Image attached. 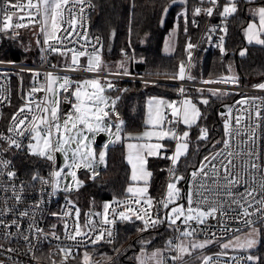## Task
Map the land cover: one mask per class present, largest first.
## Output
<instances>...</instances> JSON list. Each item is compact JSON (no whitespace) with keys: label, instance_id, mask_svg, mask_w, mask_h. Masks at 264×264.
<instances>
[{"label":"snow or ice","instance_id":"6c2138e0","mask_svg":"<svg viewBox=\"0 0 264 264\" xmlns=\"http://www.w3.org/2000/svg\"><path fill=\"white\" fill-rule=\"evenodd\" d=\"M87 0H17L16 3H12L11 0H5L3 6H0V34H8L12 32L13 37L18 36L19 33L16 29L27 28L33 26L36 23V17L42 19L40 31L44 35L43 43L47 45V49L42 51H49L57 53L61 56L70 55V63L66 65V71H86L89 73H99L103 67V60L100 55L99 49L93 46L91 53L85 50H77L75 48H67L66 42H72L71 37L79 36L81 39L87 40L86 32L81 34L77 31L79 26H82L84 19V10ZM204 0H201L203 3ZM212 5L211 7L202 8L195 7L192 10L193 17L199 16L204 13L207 16H212L216 12L217 8L222 7V10L218 12V15L224 18L226 21L229 17L233 16L238 11L239 0H226L221 6L219 0H207ZM250 2V0H249ZM175 3V0H173ZM78 9V11H77ZM167 12V8L164 9ZM66 12L69 14V18L65 19ZM253 15L257 16L258 23L251 21L244 28V33L249 44L256 43L264 45V6L259 7L253 11ZM27 19V23L24 20ZM185 28L187 32V10L184 14ZM195 24V19L192 20ZM68 24L69 27L65 28L64 25ZM217 31L216 27L210 28L209 32ZM225 35L227 34V27L220 28ZM211 40V35L208 36ZM221 43L218 44L221 52H224L223 40L224 36L219 37ZM39 44L40 41L38 40ZM78 43V41H77ZM57 45H64L58 47ZM196 47L191 40L186 44V51L188 52L189 60L191 59V50ZM246 49L241 50L240 55L244 56ZM127 56V54H124ZM81 58L87 59V64H81ZM31 71V70H30ZM34 77H38L41 74L36 72ZM46 75L45 85L40 87H33L24 99L23 105L11 116L7 133H0V141L7 144V148H0V153L16 150H27L29 155L37 156L46 159L49 162L55 164L56 154L63 153L64 165L63 167L56 168L51 176L54 182V190L59 187L60 180L65 175L71 176L72 183L68 184L65 191H70L73 185L76 189H79L83 183L77 178V169L85 168L91 170V178L95 179L99 173L95 170L97 165L106 166L107 148L109 144L121 142L123 139L129 141H136L135 143H127V154L125 159L128 164L131 165V183L125 189L128 196L124 200L113 199L111 202L103 204V213H89L86 216H101L102 220L99 222L101 227L97 230V224L92 219H86L83 226L80 224V210L77 208L74 213L75 224L72 228L71 234H67L66 238L76 241L78 237H86L88 233L83 231L84 228L89 229L90 232H95L94 238L90 239V243L96 245L102 241L111 244L114 242V236L111 226L115 224L116 219L122 221H131L133 218L142 222L143 227L138 228V232L148 231L150 228L154 229L158 225L167 223L170 229L179 232L177 237L178 243H174L171 239L167 241L170 250H174L177 254L172 256L173 261L182 260L185 255H191L192 250L204 249L207 245L214 242V239L204 240L202 242H190L186 244L183 238H192L198 234V229L207 223L209 217L216 218L219 215L221 218L228 215V210L237 212V218H250L253 215H258V218L264 222V165L256 162L259 159L256 153L249 152V158L251 163L248 165L253 170H260L261 183L259 190L255 187V179L253 176V186L245 188V191L239 195V198L234 193V188L241 184V180L238 176L234 175L229 166L233 164L232 160L228 161V164H221L225 173L224 179L226 183L215 190L209 189L204 183H200L199 187L193 190L191 187L185 196H182L181 188L178 187L179 181L184 177L177 175V166L182 157L188 154L190 141L189 131H184L182 134H178L175 130L176 124H183L188 128L197 124V121L201 118L202 114L197 105L190 99L185 98L180 101L179 104L176 101H167L164 99H157L155 97L148 100L147 119L145 124L147 129L139 135H133L127 133L122 136L124 121L119 119V113L116 111V105L119 96L114 99L105 95L106 88L112 89L114 87L113 82L107 78L103 80L97 76L90 79H85L80 82H74L68 76L63 77V82L60 83V77L57 74L48 72ZM115 76H127L130 75L129 71L125 67V61H120L117 64V71L110 73ZM171 79L184 81L185 79L193 80L194 77L186 75L185 64L180 62L178 71L173 74ZM238 77H222L218 80H205L203 83H235L238 84ZM148 83L147 81L145 82ZM256 87L264 89V84H259ZM69 91L70 89H73ZM185 88L181 87L179 92L184 94ZM198 91H203L198 89ZM213 95H226L227 93H221L219 89H209ZM38 92H44L46 95L40 102H35V94ZM62 93H67L68 96L74 97V101L67 100L71 104V110L63 114L61 118L60 105L63 102L59 97ZM67 99V98H66ZM249 101L247 98L237 101L238 104H247ZM201 103L207 105L209 101L202 99ZM233 109L228 108L227 113H221L224 119V132L226 137H232L234 132V125L239 126L242 122L241 116H232ZM30 113L31 115H25ZM170 114V116H169ZM22 117V118H21ZM255 117L264 119V114L259 110L255 111ZM115 118V122L113 121ZM234 122V124H233ZM171 125V127H169ZM259 127V125H257ZM115 129V131H113ZM89 134L95 137L99 133H107L109 141L103 146V150L99 153L96 152L92 146L93 141L89 139ZM239 135V132H236ZM28 139V143L25 145L23 139ZM166 138L176 141L175 149L172 154L166 155L165 145L161 143ZM208 138V129L200 128V136L198 139L206 140ZM256 132L252 130L249 139L255 142ZM155 140L156 142H153ZM142 141V142H141ZM222 143L227 148L230 144L229 139H224ZM75 144V147L72 145ZM224 153V149L220 152L212 155L211 159L214 161L217 157ZM70 154V155H69ZM232 155L231 152L228 153ZM149 157H161L168 159L171 162V166L168 169L169 182L166 185L164 196L155 201L148 194L149 193V181L153 173L148 170V158ZM256 157V159H252ZM209 157L206 156L200 162V166L194 169L190 175L195 181L197 178L209 177V172L206 170L209 164ZM11 165V161L0 158V176H7L12 179L16 176L15 171H6ZM213 175H218L216 165L211 164ZM32 181L39 180L41 184H48V180L35 174L32 176ZM213 183H216L213 180ZM25 185L21 184L20 191L22 192ZM14 198L17 202L21 200V195L16 192L15 186H12ZM203 189V192L200 191ZM7 191V188L4 189ZM223 190L228 199L220 202L217 199H209L204 193L215 191L217 194ZM194 196L196 199H194ZM259 197V198H257ZM185 200V203H180L181 200ZM115 204L117 207H113ZM233 205L235 207H233ZM121 206H123L121 208ZM118 209H120L118 211ZM160 209L165 210L161 213ZM254 209V211H250ZM6 212H10L11 209H6ZM28 213H21L22 216H26ZM65 215L71 213L65 212ZM53 215H56L53 213ZM110 216L112 218H110ZM180 222L178 224L177 222ZM3 221H0L2 224ZM246 223L251 227V231L248 233L247 238L240 242V238L236 237V242L228 241L222 245V248L228 249L230 247L254 248L257 244V236L260 235V229L256 228L255 221L252 219H246ZM13 225L16 224L14 220ZM181 224L184 226L181 228ZM193 224L196 226L193 227ZM18 227V225H17ZM55 227V226H53ZM65 229L67 231L68 225L65 223ZM202 230V229H201ZM37 233L42 232L41 229L36 228ZM54 235V233H53ZM215 237V234H211ZM26 241L29 240L28 236H25ZM57 239H59L57 237ZM143 243H151L146 241ZM2 247V246H0ZM168 250V249H166ZM12 251V249H9ZM119 251V250H117ZM61 254L60 264H68L69 259L75 260L76 257L73 254L72 248H60ZM226 255V253H224ZM106 255V254H105ZM35 258V257H34ZM139 259V258H138ZM236 259V258H233ZM245 261H251L253 264H259L260 257L249 255L244 258ZM108 261L112 260V257H107ZM149 260L153 264H165V259L161 249H157L151 253ZM212 257L204 256L202 264H211ZM55 264V261H53ZM80 264H99L98 261H93L92 256L88 251H84ZM140 264H145L143 260H140Z\"/></svg>","mask_w":264,"mask_h":264},{"label":"built area","instance_id":"2783aa9c","mask_svg":"<svg viewBox=\"0 0 264 264\" xmlns=\"http://www.w3.org/2000/svg\"><path fill=\"white\" fill-rule=\"evenodd\" d=\"M12 3H16L17 0H11ZM26 2V0H22ZM35 2V0H34ZM5 0L2 2L3 6ZM220 5L222 6V0H219ZM212 5L208 6L211 7ZM198 7H202L201 4ZM204 8V7H202ZM222 10V7L217 8L216 12L212 16H207L203 13L202 18L195 17L196 23L193 24L195 27H199L197 34L191 33L187 40L196 46L191 50V59L186 63V75H188V69L192 63L194 57L199 51L209 52L211 50H220L218 44L221 43L219 37L224 36L225 34L220 31V28L225 26V20L218 15V12ZM78 11V9H77ZM95 11V6L90 0H87L84 10V19L82 21V26L77 28V31L81 34L86 32L87 40L81 39L79 36H73L70 38L72 42L67 43V48H75L77 50H85L89 53L93 51V46L97 49L103 48L104 38L103 35L99 32H92V16ZM69 18V14L66 12L65 19ZM27 23V19L24 20ZM42 24V19L36 17V23L33 26L27 28L16 29L15 31L19 33L18 36L13 37L12 32L8 34H0V49L3 46L4 39H16L24 35L35 36L37 35L38 40L40 41L39 46L41 49V59L38 63L17 61V60H7L0 58V133H7V128L10 124L11 116L23 105L24 99L28 92L33 87H40L46 83V73L52 72L57 75L67 74L73 77H82V76H99L103 78H111L112 81L115 79H128V80H137V81H147L150 83H167L178 85V94L179 96L175 101L179 104L180 101L186 96V91L184 94L179 92L181 87H211V88H221L232 91L234 97L229 103V107L233 109L232 116H241L242 122L241 125H234V132L232 137H226L224 132V139H229L230 144L227 148L221 143L216 150H214L208 157L209 161L206 163L209 164V167L206 169L209 172V177L205 180L204 178H197L195 181L190 175L189 188L193 190L199 187L200 183H204L209 189L221 188L225 183V173L221 164H228L229 160H232L233 164L229 166V170L241 180V184L237 185L234 188V193L239 198V195L245 191V188H250L253 186V176L255 179V187L259 190L261 183V173L260 170H253L248 165L251 163L248 153L254 152L259 157L256 160L257 163L264 165V119L255 117V111L259 110L264 114V89L256 87L259 84H264V77L260 80L250 83V84H230V83H212L205 84V80H188L184 81L174 80L167 76H155V75H141V74H132L124 76H115L110 75L109 71L101 70L99 73H89L83 70L80 71H66V58L59 55L63 63L59 61L54 62L55 55L57 53H52L49 51H42V49H47V45H44V35L40 31ZM65 28H68L69 25L65 24ZM216 27L217 31L209 32L210 28ZM211 35V40L208 39V36ZM78 41V43H77ZM58 47H63L64 45H57ZM224 46V40H223ZM31 70V71H30ZM39 72L41 75L34 77V73ZM75 82V81H74ZM114 85V83H113ZM70 89L69 91H72ZM44 92H38L35 94V102H40L45 97ZM61 118L63 114L71 110V104L67 100L74 101V97L68 96L67 93L61 94ZM67 98V99H66ZM248 99L247 104H238L237 101L242 99ZM228 107V108H229ZM227 108V111H228ZM226 111V113H227ZM25 115H31L30 113H25ZM170 116V114H169ZM22 118V117H21ZM234 124V122H233ZM259 125V127H257ZM171 127V125H170ZM255 129L256 138L255 142L249 139V136L252 133V130ZM175 130L179 134L180 124L175 125ZM236 132H239V135H236ZM222 140V141H223ZM28 139L24 138L23 143L26 145ZM95 139H93L92 146L96 150ZM75 147V144L72 145ZM0 148H7V144L3 141H0ZM221 149H224V153L217 157L216 160H212L211 157L217 152H220ZM231 152L232 155L229 156L228 153ZM28 154L27 150H16L11 149L10 151L0 153V158L7 159L11 161L10 167L6 171H15L16 176L12 179H9L6 175L0 176V221H3L0 224V264H60L62 259L61 254L59 253L60 248H72L73 254L76 259H69L68 264H80L83 252L86 250L92 256L93 261H98L99 264L109 263L102 254L99 252H93L90 248L97 246L101 243H106L102 241L96 245L90 243V239L94 238L95 232H90L89 229L84 228L83 231L88 233L86 237H78L76 241L66 238L67 234H71L72 228L75 224L74 213L78 208L80 210V224L84 225L86 219H92L97 224V230L101 227L100 221L102 220L101 216H86L89 213H103V208L96 209L90 208L87 210H82L79 205L70 197V194L76 189L70 191H65L66 185L63 183L65 176L60 180L59 187L54 190V182L51 176V173L62 165V156L61 153L56 154V162L47 161V168L45 171L39 172V176L48 180V184H41L39 180L32 181V175H26L19 173L20 167V158L22 155ZM60 155V165H57L58 156ZM70 155V154H69ZM44 159V158H43ZM252 159H256L253 157ZM215 164L218 170V175H213L211 164ZM103 165H97L96 168L102 167ZM196 166L194 169L198 168ZM193 169V170H194ZM192 170V171H193ZM79 176H83L85 172H91L90 169L80 168L76 170ZM213 180L216 183H213ZM169 182V177H168ZM21 184L25 185L23 191H20ZM17 193L21 195V200L17 202L14 198L13 188ZM5 187L7 191H5ZM203 192V189H200ZM209 199H217L218 202L228 199L223 190L219 191L217 194L215 191H210L204 193ZM128 196L125 195L122 198H115L119 200H124ZM259 198V197H257ZM114 199V198H113ZM113 199L108 200L111 202ZM194 199L196 197L194 196ZM113 207H117L113 204ZM123 206H121L122 208ZM233 207H235L233 205ZM6 209H11L10 212H6ZM120 209H118L119 211ZM161 213L165 210L160 209ZM254 211V209H250ZM27 212L26 216H22L21 213ZM71 213L65 215L64 213ZM55 213L56 215H53ZM110 218H112L110 216ZM138 222L139 228L143 227L141 221ZM246 219H252L255 221V227L259 228L261 231L264 230V222H262L258 215H253L250 218H237V212L228 210V215L220 217L217 215L216 218L209 217L207 223L201 226V229H198V234L192 238H218L224 242V240L233 237L239 234L241 231L251 229L252 226L246 223ZM16 221V224L13 225L12 222ZM118 221L116 219L115 224L111 226L114 236V241H116L118 236ZM65 223L68 225V229H65ZM180 224V222H177ZM18 225V227H17ZM55 226V227H53ZM168 226L167 223L158 225L156 228H150L148 231L139 232L138 234L142 235L148 232H154L163 227ZM196 225L193 224V227ZM184 226L181 224V228ZM36 228L42 230V232L37 233ZM54 233V235H53ZM214 233L215 237L211 234ZM179 232L176 231L175 235L172 236L171 240L174 243H178L177 237ZM25 236L29 237V240L24 239ZM57 237L59 239H57ZM12 249V251H9ZM125 249V247H124ZM219 249L218 244H214L206 247L205 251L208 253V256L212 257L211 264H250L251 261H245V257L252 255L251 251H234V252H221L217 253ZM226 250V249H224ZM123 251L121 249L118 253L115 254V257L119 256ZM226 253V255L224 254ZM177 253L174 250H169L164 255L165 264H184V262L190 257L183 258L182 260L173 261L172 256ZM35 257V258H34ZM236 258V259H233ZM202 260L195 264H202ZM126 263V262H125Z\"/></svg>","mask_w":264,"mask_h":264},{"label":"trees","instance_id":"16d2710c","mask_svg":"<svg viewBox=\"0 0 264 264\" xmlns=\"http://www.w3.org/2000/svg\"><path fill=\"white\" fill-rule=\"evenodd\" d=\"M4 0H0V6ZM95 6L92 16V32L103 35V53L112 60H126L127 70L132 74L155 75L171 77L178 71L181 61L186 65L188 52L187 37L191 33L197 34L199 27H195L192 20L195 17L202 18L203 13L193 17L192 10L200 4L207 8L210 4L207 0H90ZM226 0H222V4ZM250 4L264 6V0H239L238 11L226 20L227 27L224 52L211 50L199 51L194 57L188 69V75L194 80H214L230 72V66L235 67L236 77L240 84L254 83L264 77V45L249 44L244 35V28L250 22L251 17L247 12ZM167 8V12L164 9ZM187 10V32L184 31V14ZM179 23V33L175 49L171 53L163 50L166 36H168ZM37 35H24L16 39H4L0 49V58L38 63L41 59V49L37 43ZM246 49L244 56L241 50ZM127 54L125 56L124 54ZM59 54L55 55L54 62ZM108 71V70H103ZM111 72V71H110ZM114 87L106 90L112 97L119 96L116 111L119 119L124 121L123 135L136 132L143 128L146 115L147 100L151 97H164L176 99L178 85L167 83H150L145 81L115 79ZM186 88V95L192 94L199 105L202 116L199 122L189 128V151L182 157L176 174L184 177L181 180L183 193L184 182L192 170L200 164L204 157L209 156L222 143L224 137V121L220 108L230 103L234 94L228 97H215L209 95L207 105L201 103L198 92H192ZM196 90V89H195ZM226 113V112H225ZM115 122V118H113ZM208 129V138L200 140V128ZM180 124V131H184ZM125 140L119 143L109 144L107 148L106 166L95 170L99 175L91 178V172H85V182L71 193V198L82 210L90 208L101 209L103 204L113 198H122L127 195L125 189L130 183L131 168L128 164L125 149ZM167 148L164 154L171 155L174 150V140H167ZM105 143L96 146L98 153ZM19 173L32 175L45 171L47 161L41 157L29 154L20 158ZM148 166L153 173L150 181V196L159 201L165 194L168 183V169L171 162L161 157H150ZM139 224L131 221H118V236L113 243H101L90 248L93 252H99L106 259L112 260L106 264H131L129 251H135L140 239H148L150 245L168 246L167 241L175 235L176 231L168 226L154 232L138 234ZM125 247V249H124ZM121 249L123 251L115 257ZM119 250V251H117ZM252 252V251H251ZM254 256L260 257L259 264H264V231L261 232V240L253 251ZM106 254V255H105ZM126 262V263H125ZM250 264H253L251 262Z\"/></svg>","mask_w":264,"mask_h":264},{"label":"rangeland","instance_id":"374dc122","mask_svg":"<svg viewBox=\"0 0 264 264\" xmlns=\"http://www.w3.org/2000/svg\"><path fill=\"white\" fill-rule=\"evenodd\" d=\"M183 1V0H182ZM180 0V2H182ZM225 24H226V21H225ZM178 33H179V23L176 22V25L174 26V28H172L170 34L168 36H166V39H165V42H164V48L163 50L167 53H171L174 51L175 49V45H176V41H177V37H178ZM225 41H226V35H225V39H224V45H225ZM100 51V55L102 57V60H103V67L101 70H108L109 72H116L117 71V64L122 61V60H112L110 58H107L104 53H103V48H100L99 49ZM66 58V62L67 64L70 63V55L69 56H63ZM125 61V67L128 68V62L126 60H123ZM81 64H84L86 65L87 64V59L86 58H81ZM185 70H186V65H185ZM61 79H60V83L63 82V77L64 76H68L72 79V81H75V82H80V81H83L85 79H90V78H94V77H97V76H94V77H91V76H82V77H73L71 75H67V74H62V75H58ZM222 77H236V71H235V67L232 65L230 66V72L229 74H225L223 76H220L219 78L217 79H214V80H218ZM102 80L104 79L103 77H100ZM109 80L112 81L111 78H107ZM114 83V81H112ZM230 84H235V83H230ZM106 90L107 89V86L106 84L104 85ZM196 89V90H195ZM198 89L200 90H203V91H198ZM209 89H219L221 93H227L226 95H213L212 92L208 91ZM192 92H198L200 95H199V98L200 100L202 99H208L209 98V95H213L215 97H228L229 95L232 94V91L230 90H227V89H221V88H211V87H198V88H194V89H190ZM105 95L108 96L109 98H113L111 95L107 94L105 92ZM190 98L196 105L197 107L200 109L199 105L195 102L194 100V97L192 94L188 93L184 98ZM61 99V97H59ZM168 99V98H166ZM168 101H175V99H168ZM61 107V105H60ZM200 112L202 113L201 109H200ZM224 113V112H222ZM225 117L223 116V121H224ZM200 120V119H199ZM199 120L197 121V123L199 122ZM185 129L187 128L188 131H189V128L186 126L184 127ZM184 129V130H185ZM113 131H115V129H113ZM86 135H89L86 133ZM95 137H92L91 135H89V139L93 141V139H95ZM109 141V136L107 134V139L105 141V144L108 143ZM113 144V143H112ZM103 150V148L101 149ZM100 150V151H101ZM96 152L98 153V151L96 150ZM61 156H62V165L61 167H63L64 165V155L63 153H61ZM180 175V174H178ZM65 179L63 180V183L67 186L68 184H71L72 183V178L71 176L67 175V170H65ZM181 176V175H180ZM86 177V176H85ZM85 177L84 176H79L77 174V178L82 181L83 183L85 182ZM82 183V184H83ZM81 184V185H82ZM178 187L181 188L182 192V196H185L184 193H183V188H182V185H181V181H179L178 183ZM72 189H76L75 186L73 185V188ZM70 197H71V194H70ZM180 203H185L186 204V201L185 200H181ZM251 231V229H247V230H244V231H241L239 234L233 236V237H230L226 240H224V242L222 243L221 240H219L218 238H183L184 239V242L186 244H189L190 242H202L204 240H208V239H214V242L207 245L206 247L208 246H211V245H214V244H218L219 246V249L217 250L218 252L217 253H221V252H234V251H252V253H254L253 251L257 248L260 240H261V232L264 231H260V235L257 236V244L254 248H251V249H246V248H238V247H230L226 250H224V248H222V245L224 243H227L228 241H233L234 243L236 242V237H239L240 238V242H243L247 236H248V233ZM146 241H149L148 239H140L136 246L137 248L135 249V251H129L130 255H129V259L131 261V264H140V260H143L145 262V264H153V262L151 260H149V257L151 255L152 252H154L155 250L157 249H161L162 252H163V256L165 255V253H167L170 249L169 247L167 246H154L152 247L150 245V243H143V242H146ZM206 247L204 249H195V250H192V253L191 255H185L183 258H187V257H190L189 259H187L184 264H195V263H198L200 260L203 259L204 256H208V253L205 251ZM168 249V250H166ZM254 256V255H253ZM139 258V259H138Z\"/></svg>","mask_w":264,"mask_h":264},{"label":"crops","instance_id":"0c3cea01","mask_svg":"<svg viewBox=\"0 0 264 264\" xmlns=\"http://www.w3.org/2000/svg\"><path fill=\"white\" fill-rule=\"evenodd\" d=\"M259 7H262V6H259V5H254V4H250V5H248V7H247V12H248V14L250 15V17H251V20H250V22L251 21H256L257 23H258V17L257 16H254L253 15V11L255 10V9H257V8H259ZM244 35H245V33H244ZM245 38H246V36H245ZM246 41H247V39H246ZM248 42V41H247ZM256 44V43H255ZM151 98H153V97H151ZM155 98H157V99H164V100H167L168 101V99H166V98H164V97H155ZM150 99V98H149ZM148 99V100H149ZM148 100H147V102H148ZM147 111H148V103L146 104V115H145V118H144V126H143V128L141 129V130H139V131H136V132H131V134H133V135H139L140 133H142V132H144L146 129H147V125L145 124V121H146V119H147ZM181 126H184V127H186L185 125H183L182 123H181ZM169 127H170V125H169ZM184 131H188V129L186 128ZM184 131H180L179 132V134H182ZM106 139H107V133H106ZM167 140H172V139H168V138H166L164 141H161V143H163L164 145H165V149L167 148V143H166V141ZM106 141V140H105ZM105 141L103 142V143H105ZM129 142H133V143H135L136 141H129V140H125V149H126V154H127V147H126V145H127V143H129ZM142 142V141H141ZM153 142H156L155 140H153ZM117 143H119V142H117ZM175 144H176V141L174 140V149H175ZM174 151V150H173ZM150 158V157H149ZM148 158V159H149ZM130 168H131V165H130ZM147 168H148V170L149 171H151L150 169H149V166H148V164H147ZM130 175H131V173H130ZM150 181H151V178H150ZM150 181H149V188H150ZM130 183H131V181H130ZM129 183V184H130ZM149 195H150V190H149V193H148Z\"/></svg>","mask_w":264,"mask_h":264},{"label":"water","instance_id":"95a60500","mask_svg":"<svg viewBox=\"0 0 264 264\" xmlns=\"http://www.w3.org/2000/svg\"><path fill=\"white\" fill-rule=\"evenodd\" d=\"M228 107H229V103H226L220 108V111L225 113ZM105 140H106V133H99L96 135L95 141L98 145L103 144ZM57 165H60V155L58 156ZM189 180H190V175L186 178V181L184 182V190L186 194L189 191Z\"/></svg>","mask_w":264,"mask_h":264}]
</instances>
